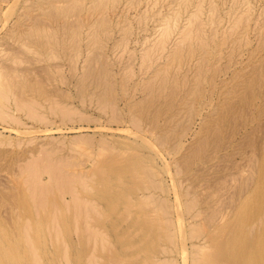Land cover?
<instances>
[{"label":"rangeland","instance_id":"obj_1","mask_svg":"<svg viewBox=\"0 0 264 264\" xmlns=\"http://www.w3.org/2000/svg\"><path fill=\"white\" fill-rule=\"evenodd\" d=\"M0 80V264H264V0H0Z\"/></svg>","mask_w":264,"mask_h":264},{"label":"bare ground","instance_id":"obj_2","mask_svg":"<svg viewBox=\"0 0 264 264\" xmlns=\"http://www.w3.org/2000/svg\"><path fill=\"white\" fill-rule=\"evenodd\" d=\"M77 4H75V7L77 8L78 6H76ZM80 5V4H79ZM55 8V7H54ZM74 8V7H73ZM75 8V9H76ZM78 9V8H77ZM80 10V9H79ZM58 11V10H57ZM61 11V10H60ZM55 11L53 10L52 11V13L51 14H53ZM64 13V12H63ZM62 13V15H64ZM67 14V13H66ZM61 15V14H60ZM54 16V14L52 15V17ZM64 27H65V25H64ZM32 31V30H31ZM32 33V34H31ZM46 31L45 32H43V30L41 29V28H39V27H36L32 32H30V37H33V43L34 42H36V43H38L39 45H41V46H44L45 44H48V42L49 41H46L47 40V36H46ZM50 36V35H49ZM37 44V45H38ZM49 45V44H48ZM96 56V55H95ZM97 57V56H96ZM100 68V67H99ZM101 69V68H100ZM103 69H105V68H103ZM104 71V73H106L105 71H106V69L105 70H103ZM100 71H98V73H99ZM102 73V72H101ZM99 75V74H98ZM103 77H105L104 75H103ZM104 79V78H103ZM1 81V80H0ZM105 81V80H104ZM107 81V80H106ZM105 81V82H106ZM104 82V83H105ZM107 83V82H106ZM31 85V84H30ZM30 85L28 86L27 85V83H26V86H28V87H30ZM5 85H4V83L3 82H0V89H1V87L4 89L5 87H4ZM20 86V85H19ZM24 85L22 84V87H23ZM32 87V86H31ZM4 90H6V88L4 89ZM1 91V90H0ZM110 91H111V89H110ZM3 94V93H2ZM1 94V95H2ZM110 95V93L108 94V96ZM107 96V97H108ZM1 97H3V96H1ZM100 99H102V101H104L103 99H105V98H99V100ZM1 105V104H0ZM42 162H43V160H42ZM44 162H45V160H44ZM39 164V163H38ZM41 164V163H40ZM46 165V163L44 164V166ZM49 165V164H48ZM47 165V166H48ZM65 166L63 163L61 164V166ZM38 166V165H37ZM50 166L53 168L54 166H52V164H50L48 167L50 168ZM67 166V165H66ZM42 167H43V164H42ZM30 168H32V167H30ZM34 168V167H33ZM46 168V167H45ZM45 168H42V169H45ZM51 168V169H52ZM41 169V170H42ZM48 169V168H47ZM47 169H45V170H43V171H46L47 172ZM55 169H57L56 167H54L52 170L54 171ZM263 169H264V165H263ZM33 171L34 170H36L37 171V169H32ZM31 172V173H35V172ZM42 172V171H41ZM30 173V174H31ZM38 173H40L39 171H38ZM37 173V174H38ZM52 173V172H51ZM32 174V175H33ZM36 174V173H35ZM34 174V175H35ZM53 174V173H52ZM55 175V174H54ZM58 175V174H57ZM53 176V175H52ZM68 175H66V177H67ZM79 176H81V175H79ZM33 177V176H32ZM36 177H37V175H36ZM59 177H61V176H59ZM65 177V178H66ZM70 177V176H69ZM69 177H67V181H69L68 179H70ZM76 177H77V175H76ZM83 177H84V175H83ZM83 177L82 178H80V182H81V179H83ZM29 178H31V177H29ZM55 178H56V175H55ZM79 178V177H78ZM49 179V178H48ZM53 179V178H52ZM58 179V178H57ZM77 179V178H76ZM37 180V179H36ZM58 180H60V178L58 179ZM57 180V181H58ZM66 180V179H65ZM84 180V179H83ZM31 181V180H30ZM48 181V180H47ZM72 181V180H71ZM74 182V181H73ZM80 182H78L77 184H79ZM31 183H35V182H32L31 181ZM37 183H43L42 181L41 182H39V181H37ZM61 183V182H60ZM70 183H72V182H70ZM51 185H52V183H50ZM56 184V183H55ZM58 184V183H57ZM56 184V185H57ZM82 184H85L84 182L82 183ZM34 185V184H33ZM45 185V184H44ZM59 185H62V184H59ZM79 185H81V184H79ZM35 186V185H34ZM37 186H39V185H37ZM82 186V185H81ZM85 186H86V184H85ZM52 187V186H51ZM50 187V188H51ZM59 187V186H58ZM57 187V190L59 191V188ZM62 187H64V186H62ZM62 187L60 188V190L62 189ZM48 188H49V186H48ZM65 188H66V186H65ZM75 188V187H74ZM73 188V192L75 193V189ZM83 188H84V186H83ZM85 188H87V187H85ZM260 188H261V190H259V192H261V195H262V197H263V199H264V179L263 180H260ZM38 189V188H37ZM45 190H46V188H44ZM39 190V189H38ZM41 190H43L42 188H41ZM56 190V189H55ZM63 190V189H62ZM67 191H68V189H66ZM84 190V189H83ZM34 191H36V190H34ZM64 191V190H63ZM43 192H45V191H43ZM56 192V191H55ZM60 192H62V191H60ZM77 192V191H76ZM79 192V191H78ZM34 193V192H33ZM45 193H47V191L45 192ZM66 193V192H65ZM68 193V192H67ZM42 194V193H41ZM71 194V193H70ZM80 194V193H79ZM33 195H35V194H33ZM58 196H59V193L57 194ZM32 196V195H31ZM36 196H40V195H36ZM71 196H73V194L71 195ZM77 196V195H76ZM75 196V197H76ZM44 197H45V195H44ZM32 198V197H31ZM37 198H40V197H37ZM36 198V199H37ZM43 197H41V199H42ZM72 198V197H71ZM77 198H79L78 196H77ZM33 199H35V198H33ZM47 197L45 198V201H46V204H47ZM75 199V198H74ZM80 200H81V196H80V198H79ZM85 199V198H84ZM84 199H83V201H84ZM22 200V199H21ZM39 200V199H38ZM38 200H36V201H38ZM43 200V199H42ZM34 201V200H33ZM54 201V200H53ZM73 201V200H72ZM83 201H81L82 202V206H83V208L85 207L84 206V204H83ZM86 201H88V200H86ZM90 201V200H89ZM93 201V200H92ZM35 202V201H34ZM42 202V204L41 205H43L44 203H43V201H41ZM61 202H66V203H68L69 204V202H67V201H63V200H61ZM76 203L77 202V200L76 201H73V203ZM79 202V201H78ZM78 202L76 203V204H78ZM91 202V201H90ZM90 202H86L87 204H88V206H90L89 205V203ZM93 202H95V201H93ZM22 203V202H21ZM33 203V202H32ZM39 203V202H38ZM37 203V204H38ZM54 203V202H53ZM80 203V202H79ZM85 203V202H84ZM34 204V203H33ZM55 204H56V202H55ZM64 204V203H63ZM75 204V205H76ZM81 204V203H80ZM86 204V205H87ZM96 203H94V205L93 206H96L97 207V205H95ZM34 206V205H33ZM40 206V205H39ZM51 206H53V204H51ZM51 206H50V208H51ZM55 206V205H54ZM56 206H58V205H56ZM64 206H65V204H64ZM66 206H67V204H66ZM77 206H79V205H77ZM82 206L81 207H79V208H81L82 209ZM46 207V206H45ZM91 207V206H90ZM21 208V207H20ZM54 208V207H53ZM75 208H77V207H74V210H75ZM79 208H77V210H79V214H81V210L79 209ZM94 208V207H93ZM98 208H100V207H98ZM260 208V207H259ZM35 209H36V207H35ZM34 209V210H35ZM38 209V208H37ZM36 209V210H37ZM42 209V206L40 207V210ZM46 210V209H45ZM86 209L84 208V211H85ZM264 210V209H263ZM263 210H262V207H261V211H257L256 212V217L258 218V217H260L261 219H260V222H259V226H261V228H260V230H259V233H260V236H261V238H260V243H258V242H254L252 245H253V248L255 249V254L253 255V257L256 259L257 258V255H259V256H262V253H263V251H262V244H264V217H262V215H263ZM39 211V210H38ZM37 211V217L39 216V212ZM87 211V210H86ZM96 211V210H95ZM94 210L92 211V214L94 215L95 213H93V212H95ZM97 211H99L98 209H97ZM35 212V211H34ZM42 212H43V210H42ZM45 212L46 211H44V214H45ZM53 213V211H50V213ZM77 212V211H76ZM76 212H75V215H76ZM89 212V211H88ZM39 213V214H38ZM78 213V212H77ZM35 214H36V212H35ZM44 214H43V219H44ZM56 214V213H55ZM91 214V215H92ZM52 215V214H51ZM54 215V214H53ZM57 215V214H56ZM56 215H54V216H56ZM86 215V214H85ZM78 216V218H79V215H77ZM52 217V216H51ZM72 217H74V218H76V216H72ZM88 217H90V216H88ZM239 217V216H238ZM73 218V219H74ZM84 218H87V217H84ZM83 218V219H84ZM77 219V218H76ZM75 220V219H74ZM82 220V219H81ZM85 220V219H84ZM251 220V219H250ZM249 220V221H250ZM259 220V219H258ZM86 221H87V219H86ZM28 222H29V220H28ZM241 222H245L244 224L245 225H247L248 223H250L251 224V222L252 221H250V222H248V220H242ZM76 224V223H75ZM252 224H254L253 225V227L255 226V225H257V222H256V224L255 223H252ZM77 225H79L78 223L75 225V228H77ZM82 225H83V223H82ZM31 226V225H30ZM59 226V225H58ZM83 226H88V224L87 225H83ZM230 226V225H229ZM248 226V225H247ZM252 226V225H251ZM231 227V226H230ZM229 228V227H228ZM227 228V229H228ZM233 228H235V226H233ZM60 229V228H59ZM84 229V228H83ZM88 229H89V226H88ZM86 230V229H85ZM229 230H231V228L229 229ZM253 230V229H252ZM89 231V230H88ZM238 231V230H237ZM85 232V231H84ZM91 232V231H90ZM230 232V234L232 233V230L231 231H229ZM86 234H87V232H85ZM58 234V233H57ZM56 234V235H57ZM89 234V233H88ZM92 234V233H91ZM93 240H95V238L93 239ZM92 240V241H93ZM232 240H233V238H232ZM247 240H249V238L247 239ZM254 241V240H253ZM229 242H230V240H229ZM244 249L242 250V251H239L240 252V254L241 255H239V252H238V255H239V257H241V258H243L244 257V255L246 254L247 255V252H248V250H247V246H248V241H245L244 242ZM200 248H202V247H200ZM225 249V248H224ZM36 251V250H35ZM31 254V253H30ZM35 256V255H34ZM38 256L39 255H37V259H38ZM36 257V256H35ZM32 258H33V254H32ZM227 258H229L231 261H233V263H236V264H242V259H241V261H239L238 260V262H235V259L234 258H232V257H229V256H227ZM37 259H36V261H37ZM239 259V258H238ZM33 260H35L34 258H33ZM38 260H40V259H38ZM164 261H166L168 264H171L172 262L171 261H168V260H164ZM164 261L162 260V264H166V263H164ZM203 261L205 262V264H215L216 263V258H215V256L214 255H210V256H207V257H205L204 259H203ZM237 261V260H236ZM26 262V261H25ZM35 262V261H34ZM38 262V261H37ZM170 262V263H169ZM228 263L230 262L229 260L227 261ZM36 263V262H35ZM39 263V262H38ZM40 263H41V261H40ZM39 263V264H40ZM231 263V262H230Z\"/></svg>","mask_w":264,"mask_h":264}]
</instances>
